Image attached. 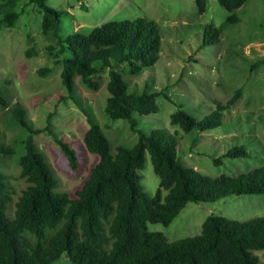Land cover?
Segmentation results:
<instances>
[{
  "label": "trees",
  "instance_id": "16d2710c",
  "mask_svg": "<svg viewBox=\"0 0 264 264\" xmlns=\"http://www.w3.org/2000/svg\"><path fill=\"white\" fill-rule=\"evenodd\" d=\"M16 1L0 3V26L12 27L19 19L20 13L12 9ZM247 1L218 0L230 14L220 26L206 25L203 44L212 43L208 35L219 41L225 27L239 21L235 12ZM31 2L44 12L42 34L52 43L49 49L56 63L63 64L61 79L66 94L60 101L71 99L86 115L85 147L99 160L74 193L60 192L47 154L34 140V135L47 130L34 126L21 102L9 107L13 120L31 132L24 140L25 153L18 158L19 176L26 185L14 201L12 216L7 211L13 204V190L9 176L0 171V264H53L64 254L74 264H259L255 251L264 250V215L246 221L209 216L199 234L174 242L163 232L148 229L149 223L169 226L190 202L264 194V165L237 176L212 177L181 162L175 134L163 130L145 133L138 128L135 114L159 111L161 92L130 91L134 78L160 58L158 23L146 17L109 21L89 34L75 32L63 40L64 12L48 6L47 0ZM195 2L200 14L207 11V0ZM67 50L72 57L61 59ZM257 63H264V58ZM78 84L91 91L105 87L104 113L113 121L128 123L138 135L133 145L112 146L96 115L84 105ZM242 92L237 89L201 119L181 108L171 115L170 122L185 133L218 128ZM5 99L1 98L2 103L8 106ZM50 133L55 135L53 130ZM58 143L68 150L76 167L75 152L65 142ZM0 150L8 155L16 152L3 144L1 130ZM147 153L160 179L153 196L141 184ZM225 155L245 157L248 152L244 146H236ZM221 162V158L215 160Z\"/></svg>",
  "mask_w": 264,
  "mask_h": 264
},
{
  "label": "rangeland",
  "instance_id": "374dc122",
  "mask_svg": "<svg viewBox=\"0 0 264 264\" xmlns=\"http://www.w3.org/2000/svg\"><path fill=\"white\" fill-rule=\"evenodd\" d=\"M207 4V11L200 14L195 0H47L48 6L64 12L60 32L63 40L75 32L89 34L109 21L139 17L155 20L162 35L160 58L134 78L130 91L161 92L157 97L159 111L144 116L135 114L138 128L145 133L163 130L175 134L179 140L178 156L187 167L212 177L237 176L264 165V63H257L264 58V0H248L235 12L239 21L225 27L219 41L208 35L212 43L203 44L206 25L220 26L230 14L218 0H207ZM12 9L20 13L15 25L0 26L1 141L16 150L13 155L0 150V171L9 176L13 190L9 216L26 185L19 176L18 158L25 153L24 140L31 132L13 120L9 107L16 102L27 108V117L34 126L47 130L34 135V140L47 154L60 192L74 193L99 160L85 147L84 136L89 129L86 115L71 99L60 101L66 94L61 79L63 64L56 63L49 49L52 43L42 34L44 12L31 0H17ZM60 57L71 58L72 53L67 50ZM45 68L50 71L44 72ZM104 77L106 80L107 75ZM239 88L243 89L242 95L225 112L220 127L185 133L171 124V115L178 109L201 119ZM78 91L113 147L119 143L131 146L137 141L138 135L125 120L113 121L104 113L105 87L91 91L78 84ZM2 97L8 106L2 103ZM59 141L75 152L76 167ZM236 146H244L248 155H225ZM218 158L222 160L220 164L215 163ZM140 174L144 190L155 195L160 179L149 153ZM262 215L264 194L232 195L213 202H190L169 226L149 223L148 229L163 232L174 242L199 234L209 216L246 221ZM255 254L259 264H264V250ZM53 264L74 263L64 254Z\"/></svg>",
  "mask_w": 264,
  "mask_h": 264
}]
</instances>
